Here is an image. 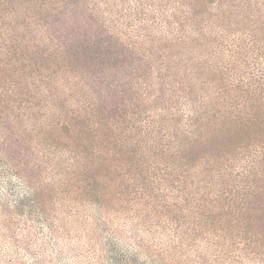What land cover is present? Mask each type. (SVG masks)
<instances>
[{"label": "trees", "instance_id": "16d2710c", "mask_svg": "<svg viewBox=\"0 0 264 264\" xmlns=\"http://www.w3.org/2000/svg\"><path fill=\"white\" fill-rule=\"evenodd\" d=\"M0 142L58 210L264 264V0H0Z\"/></svg>", "mask_w": 264, "mask_h": 264}, {"label": "rangeland", "instance_id": "374dc122", "mask_svg": "<svg viewBox=\"0 0 264 264\" xmlns=\"http://www.w3.org/2000/svg\"><path fill=\"white\" fill-rule=\"evenodd\" d=\"M1 146L9 150L8 142ZM7 158L0 156V264H217L213 256H199V241L192 247L169 242L122 208L93 204L78 217L58 210L54 192L36 188L33 197L36 178L26 181Z\"/></svg>", "mask_w": 264, "mask_h": 264}]
</instances>
